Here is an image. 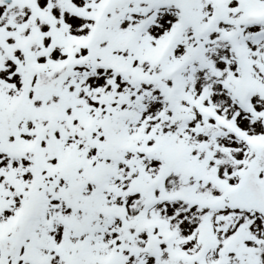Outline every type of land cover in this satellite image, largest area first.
I'll return each mask as SVG.
<instances>
[{
	"label": "snow or ice",
	"instance_id": "6c2138e0",
	"mask_svg": "<svg viewBox=\"0 0 264 264\" xmlns=\"http://www.w3.org/2000/svg\"><path fill=\"white\" fill-rule=\"evenodd\" d=\"M0 264H264V0H0Z\"/></svg>",
	"mask_w": 264,
	"mask_h": 264
}]
</instances>
